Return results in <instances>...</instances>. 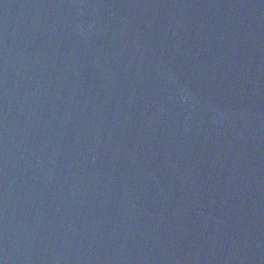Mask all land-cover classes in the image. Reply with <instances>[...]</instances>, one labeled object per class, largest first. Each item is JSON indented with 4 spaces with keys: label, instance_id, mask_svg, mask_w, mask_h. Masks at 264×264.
I'll use <instances>...</instances> for the list:
<instances>
[{
    "label": "water",
    "instance_id": "1",
    "mask_svg": "<svg viewBox=\"0 0 264 264\" xmlns=\"http://www.w3.org/2000/svg\"><path fill=\"white\" fill-rule=\"evenodd\" d=\"M0 264H264V0H0Z\"/></svg>",
    "mask_w": 264,
    "mask_h": 264
}]
</instances>
